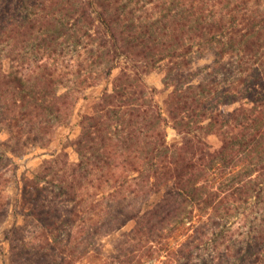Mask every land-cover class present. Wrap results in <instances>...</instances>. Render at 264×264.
Listing matches in <instances>:
<instances>
[{"label": "trees", "instance_id": "1", "mask_svg": "<svg viewBox=\"0 0 264 264\" xmlns=\"http://www.w3.org/2000/svg\"><path fill=\"white\" fill-rule=\"evenodd\" d=\"M96 85L77 159L0 201V264H264V0H0V170Z\"/></svg>", "mask_w": 264, "mask_h": 264}, {"label": "rangeland", "instance_id": "2", "mask_svg": "<svg viewBox=\"0 0 264 264\" xmlns=\"http://www.w3.org/2000/svg\"><path fill=\"white\" fill-rule=\"evenodd\" d=\"M85 49L79 46L78 50L70 51L63 58V69L69 74L73 73V70L76 68V57L82 58L85 55ZM210 59H198L195 63V68H203L207 65ZM97 69L93 72V75L97 73ZM201 72V71H200ZM205 72V70H203ZM83 73V72H82ZM87 72H84L83 75H86ZM81 75V77H84ZM164 78V69L163 63H160L149 71L146 75L147 82L155 86L159 91L156 94V98L159 101H163L166 90L163 82ZM102 85L90 86L84 88L81 91L74 90L73 95L77 98L75 99V105L73 107L72 113L66 118L65 123L62 126L56 128L54 134L52 135V140L45 147L39 146H30L25 149V153L19 157H15L12 163H9L7 166L0 170V201L8 203L9 210L12 209L15 205L16 199L20 193V184L23 176L30 175L33 171L38 169L43 161L51 156L54 148L59 145L65 146V150L68 152L69 158L71 160L77 159V154L74 151L70 141L74 139L79 133L78 120L80 113L83 110L88 109L90 104V96L98 92ZM77 100V101H76ZM176 138V134L171 127H168V136L167 140L169 142L173 141ZM8 212V211H7ZM12 212V211H11ZM0 214V218H4L3 221H0V244L2 242L1 230L6 226L7 222L9 224L14 220V216L11 213ZM17 223H21V218L17 219ZM32 224L29 223L28 228L31 229ZM29 229V230H30ZM148 264V262H147Z\"/></svg>", "mask_w": 264, "mask_h": 264}]
</instances>
